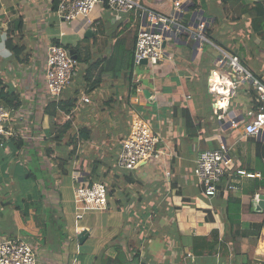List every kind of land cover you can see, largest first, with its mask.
<instances>
[{
    "label": "crops",
    "instance_id": "obj_1",
    "mask_svg": "<svg viewBox=\"0 0 264 264\" xmlns=\"http://www.w3.org/2000/svg\"><path fill=\"white\" fill-rule=\"evenodd\" d=\"M139 1L170 14L175 0ZM183 1L186 9L182 22L186 26L206 21V33H209L211 24L216 23L217 36L211 40L239 55L250 70L264 73V40L251 34L252 18L257 13L264 16V0H204V7L198 0L196 5L195 0ZM57 2L0 0V75L17 89L22 99L20 108L13 110L6 126L19 132L26 141L21 162L41 179L35 182L30 200L19 201L18 196L28 192H23L12 169L9 177L0 173V239L24 238L35 245L32 240L35 238L39 243L35 245L39 264H95L94 256L98 264H141L144 261L155 264H260L264 257V231L256 243L241 238L235 250L233 240L239 238L240 241V236L236 234L231 239L229 228L232 225L235 231L238 220L225 209L228 198L236 197L242 201L241 223L262 222L264 209L258 211L256 207L264 189L258 190L257 181L253 188L246 189L251 180L230 176L221 183L224 197L210 199L202 194L203 189L194 175L199 154L221 144L230 147L238 167L263 172L259 166L264 165V160L257 157L256 148L259 143L264 144V137H246L244 131L247 111L256 108L253 85L241 83L230 95L213 92L212 72L219 70L216 74L225 89L232 82L229 73L217 66L218 51L211 44L208 52L204 51V44L194 48L195 40L182 35L176 41H167L166 59L158 65L135 67L134 64L131 71L120 77L105 74L101 85L89 92L87 69L90 64L111 55L117 36L125 38L127 48L135 50L140 27L138 16L134 12L119 13L100 4L91 13L87 26L83 19L62 25L55 21L54 26L51 12ZM189 6L194 7L190 11L192 19L186 20ZM18 18L24 21L22 43L29 58L25 64L14 59L5 44L7 31ZM88 29H92V33L86 36ZM61 31L66 35L61 36ZM54 40L68 47L76 60L73 80L60 97V101L77 100L70 115L75 118V130L84 127L93 130L91 125L98 123V145L91 137L88 141L80 140L78 146L87 148L96 143L93 148H98V161L101 162H107L113 155L114 174L119 176L117 187L111 184L113 194L109 195L107 209L87 215L82 224L79 221L84 216L77 218L76 204V222L68 224L65 200L58 188L64 174L54 159L66 156L72 147L66 144V139L61 146H55L58 140L45 138L49 126L45 109L54 102L45 82L46 52ZM169 56L172 59H168ZM204 57L207 58L204 60ZM197 60L204 61L197 64ZM94 73L96 75V71ZM84 95L90 98V103L82 101ZM107 99L117 101L105 108L102 103ZM186 111L190 125H187ZM97 113L98 121L94 119L91 123ZM67 115H63L62 122L67 120ZM137 116L161 135L166 153L134 171H125L117 165V160L122 142ZM233 121L237 125H232ZM78 146V158L70 173L73 191L79 184L89 183L91 171ZM52 148L50 154L48 149ZM34 161L38 167L31 168ZM76 174L81 176L79 181L73 178ZM232 183L237 189L229 190ZM249 199L253 210L259 213L256 217L249 216ZM48 209L54 213L60 229L48 230ZM231 218L233 222H229ZM214 232L218 233L214 250L195 254L193 240L206 238L212 243ZM80 233L85 234L79 239Z\"/></svg>",
    "mask_w": 264,
    "mask_h": 264
},
{
    "label": "built area",
    "instance_id": "obj_2",
    "mask_svg": "<svg viewBox=\"0 0 264 264\" xmlns=\"http://www.w3.org/2000/svg\"><path fill=\"white\" fill-rule=\"evenodd\" d=\"M100 4L119 13L134 12L138 16L140 27L134 50L135 67L158 65L166 59L165 45L167 41H176L182 35L190 36L200 45L207 42L216 48L218 51L217 66L229 73L232 82L229 88L225 89L216 74L219 70L212 72L210 82L213 92L230 95L237 90L241 83H251L255 90L256 108L248 110L246 118H244L245 136H263L264 73L250 70L242 63L239 55L211 41L206 34V21H201L196 26H186L182 22V16L186 9L183 0L174 1L173 11L170 14L158 11L139 0H58L57 7L51 12V16L60 25L83 19L87 26L91 22L89 19L91 13ZM60 34L65 36L66 32L61 31ZM167 58L172 59V56ZM144 60L147 61L146 64L143 63ZM75 71L74 56L64 46L51 43L46 52L45 82L48 94L54 102H60L61 94L71 84ZM140 91L142 90L139 87L138 92ZM82 101L90 103V98L84 95ZM12 112L0 103V138L4 140L12 134V130L6 126L10 122ZM70 115L66 116L67 119H70ZM231 124L237 125L235 121ZM165 153L161 135L142 117L137 116L132 121L129 133L122 142V151L117 165L125 171H134L140 163L148 162L151 159H160ZM194 175L202 187L205 197L210 199L217 195L218 187L223 179L230 176L255 180L259 183L258 190L264 189V174L261 171H250L238 167L227 144H221L216 149L201 152L196 162ZM73 178L79 181L81 176L76 174ZM228 188L235 190L237 185L232 183ZM74 199L77 218L81 219L82 211L107 209L108 187L103 182L79 184L74 188ZM0 264H39L35 245L24 238L0 239ZM141 264L155 263L144 261Z\"/></svg>",
    "mask_w": 264,
    "mask_h": 264
},
{
    "label": "trees",
    "instance_id": "obj_3",
    "mask_svg": "<svg viewBox=\"0 0 264 264\" xmlns=\"http://www.w3.org/2000/svg\"><path fill=\"white\" fill-rule=\"evenodd\" d=\"M58 4V2H57ZM56 4V7H57ZM253 13V12H252ZM254 17V16H253ZM251 23V34L254 33L262 40H264V16L256 15L252 18ZM6 47L11 53L14 59L18 60L19 63L25 64L29 61L27 49L25 44L22 43L24 37V21L22 18H18L12 27H9L7 31ZM96 38L94 42H96ZM54 44L62 45L58 40L53 41ZM63 46V45H62ZM68 50V47H65ZM77 50V49H76ZM75 54L78 55L77 52ZM134 67V51L126 47L125 38L117 36L115 47L113 52L108 58H102L97 60L95 63L90 64L87 72L86 79L89 84V92H93L98 86L101 85L105 74H113L115 77H120L122 74H126L127 71H131ZM99 70V71H98ZM96 71V75L95 72ZM117 99H107L104 100L102 106L108 108L112 103H115ZM22 99L20 93L14 88L11 84L6 83L0 75V103L11 111L19 109ZM76 99H70L60 102L50 103L45 112L49 118V126L46 130V139L58 140L55 146H61V143L64 141L67 136H69V141L67 144L72 147L71 152L65 156H55V161L59 168L62 170L61 173L65 175H70L72 172V167L75 159L78 157L77 146L78 142L81 140L88 141L91 139V129L89 127H84L78 131L74 128V116L70 117L66 121L62 122V117L64 114H71L76 107ZM187 125L191 124V119L189 113L186 111ZM7 125V124H6ZM26 145V141L23 139L22 135L16 130L12 131V134L6 140L0 138V173L9 177L10 171L14 172V176L19 180V183L22 186L23 192H28L27 194H21L18 196L19 201L30 200V192L35 184L38 182L39 177L33 173L32 170H29L21 162V154ZM50 154L53 153V148L48 149ZM256 155L260 160H264V144L259 143L256 148ZM264 162V161H263ZM104 168V171L101 172V168ZM112 162H101L95 161L91 168L90 173L88 174V179L90 183L94 182H103L108 187V196L110 195V186L114 184L115 187L119 184L116 176L114 174ZM10 170V171H9ZM127 175H131L129 172H125ZM264 174V172H262ZM111 175L113 178L110 179ZM126 175V176H127ZM133 181L132 178L128 179ZM111 183V184H110ZM264 186V184H263ZM203 194V193H202ZM225 195V190L221 186L218 187L217 197L223 198ZM215 196V197H216ZM10 199V198H9ZM186 202V201H184ZM248 212L249 216L256 217L257 213L253 210L252 200L248 203ZM226 212L236 215L238 220V228L234 231L233 226L229 228L231 232V239L237 234L239 238L233 240L235 250L238 248L237 244L241 242V238L253 240L254 243L259 239L264 231V220L260 223H241L240 216L242 213V201L241 199L229 197L226 205ZM25 212V211H24ZM229 222H233V219H228ZM242 229V230H241ZM218 233L214 232L213 236L215 239L212 243H209L206 238H197L193 240V250L195 254H203L204 252L210 253L214 250L215 245L218 242ZM222 245H225L222 244ZM143 263V262H142ZM264 264V262H261Z\"/></svg>",
    "mask_w": 264,
    "mask_h": 264
},
{
    "label": "rangeland",
    "instance_id": "obj_4",
    "mask_svg": "<svg viewBox=\"0 0 264 264\" xmlns=\"http://www.w3.org/2000/svg\"><path fill=\"white\" fill-rule=\"evenodd\" d=\"M198 1L202 4V7H204V5L202 3L204 0H198ZM194 2H195V5H196L197 1L195 0ZM193 9H194V7H191V6L188 7V12L185 15L186 16V20L192 19V12H190V11H192ZM53 20L54 21L52 22V24H54V26H55V21L56 20H55V18H53ZM210 29H211V31L209 33L207 32L206 34H207V36L210 39H215V37L217 36V32H218V25L216 23L211 24ZM213 30H215V33H211ZM210 48H211L210 44L205 42L204 43V51L208 52L210 50ZM206 58L207 57H204V60ZM204 60H197L196 63L197 64H201V61H204ZM141 67H144V65H142ZM145 67H146V65H145ZM203 74H207V73L203 72ZM94 107L98 108V104L96 106H94ZM216 116L218 117V115H216ZM94 119H95L96 122L98 121V113H97V117L96 118L91 119V123H93ZM91 127L93 129V130H91V137L95 140L94 142H96L97 144L94 143V142H91V143H94V144H92V146H87V148H83L82 146H78L79 147L78 150L80 151V153H82L81 155H83V157H85V159L88 160V162L90 164V167L92 168L93 163L95 161H98V148H93V146H95V144L98 145V123L95 124V125L92 124ZM65 139H66L65 142L67 144V142L69 141V136H67V138H65ZM65 155L67 156L68 153L65 154ZM113 159H114V157L112 155L111 159L108 160L107 162H112L113 163ZM79 160H80V157H79L78 161ZM157 160H159V159H157ZM153 161H156V159H151L150 160V162H153ZM35 167H38V163L36 161H34L31 164V168H35ZM259 168H260V170H262L264 172V165L259 166ZM39 180H41V179H39ZM251 181H252L251 183L246 185V187H245L246 189L250 188V187L253 188V186L256 183V181L255 180H251ZM47 182H48V180H47ZM53 184H55V183H53ZM49 186H51V185H49ZM110 187H111L110 191L113 194V189H112L113 186H110ZM58 188L60 189V193H62L63 199L65 200L64 201V206L66 207V209L68 211V215H69L68 216V224L75 223L76 222V219H75L76 211H75V199H74V191H73V186H72L71 175L63 176L62 179H61V184L58 185ZM203 194H204V192H203ZM74 211H75V213H74ZM96 213H101V211H98V210L97 211H91V210L82 211V214H83L84 217H83V220H81L79 222L81 224L84 223L86 221V219H87L86 218L87 215L96 214ZM48 216H49V222H48V228L49 229L48 230L54 231L55 229H60L61 227L58 225V221L55 219V215L50 209H48ZM53 216H54V218H53ZM24 221H27V220L24 218ZM27 237H30V236H27ZM32 240H33V242L35 243L36 246H39V243H38V241L35 238H32ZM262 240H264V234H262ZM96 259H97L96 256H94L93 262L95 264H98V261ZM261 262H264V257L262 258Z\"/></svg>",
    "mask_w": 264,
    "mask_h": 264
},
{
    "label": "water",
    "instance_id": "obj_5",
    "mask_svg": "<svg viewBox=\"0 0 264 264\" xmlns=\"http://www.w3.org/2000/svg\"><path fill=\"white\" fill-rule=\"evenodd\" d=\"M91 33H92V29H88L87 32H86V36H88V35L91 34ZM193 47H194V48H198V47H199V43H198L197 41H195L194 44H193ZM143 63L146 64L147 61L144 60ZM262 137H264V134H263ZM145 163H146V162L144 161V162L140 163L139 166H141V165H143V164H145ZM256 209H257L258 211L264 209V195H260V196H259V202H258V205H257ZM84 234H85V233H80V234L78 235L79 239L82 238V236H83Z\"/></svg>",
    "mask_w": 264,
    "mask_h": 264
},
{
    "label": "clouds",
    "instance_id": "obj_6",
    "mask_svg": "<svg viewBox=\"0 0 264 264\" xmlns=\"http://www.w3.org/2000/svg\"><path fill=\"white\" fill-rule=\"evenodd\" d=\"M211 40V39H210ZM212 41V40H211ZM214 42V41H213Z\"/></svg>",
    "mask_w": 264,
    "mask_h": 264
}]
</instances>
